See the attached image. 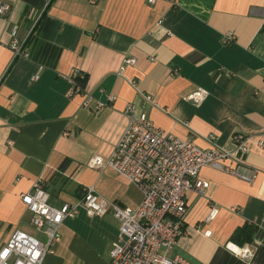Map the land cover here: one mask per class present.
<instances>
[{"label":"crops","instance_id":"1","mask_svg":"<svg viewBox=\"0 0 264 264\" xmlns=\"http://www.w3.org/2000/svg\"><path fill=\"white\" fill-rule=\"evenodd\" d=\"M2 4L11 11L0 17V249L16 230L45 238L21 200L39 181L56 208L78 202L87 187L121 207L141 205L143 193L124 175L89 167L93 157L113 154L132 104L157 128L202 149L231 151L235 134L248 137L241 171L254 181L203 168L209 187L204 196L187 193L185 233L169 256L190 264H264V0ZM40 13L27 57L14 60L13 29L24 40ZM230 33L235 39L225 43ZM126 58L135 64L124 68ZM78 71L93 97L89 107L73 93L70 77ZM198 88L209 93L199 106L186 100ZM97 102L106 104L98 113ZM246 225L252 238L241 245L233 239ZM60 231L43 264H111L119 237L111 213L90 218L81 211ZM230 242L247 245L253 258L229 252Z\"/></svg>","mask_w":264,"mask_h":264},{"label":"built area","instance_id":"2","mask_svg":"<svg viewBox=\"0 0 264 264\" xmlns=\"http://www.w3.org/2000/svg\"><path fill=\"white\" fill-rule=\"evenodd\" d=\"M154 1L149 0L150 3ZM10 11V5H0V17L6 18ZM42 16L43 13L34 16L24 40L17 38V30L13 29L11 49L14 60L27 57L29 42ZM234 39L230 33L225 43ZM135 62V58H126L124 68ZM177 74L174 71V75ZM38 79L39 76H34L32 81ZM85 80L86 75L79 71L70 77L73 93L84 95V106L89 107L93 97L85 92L82 84ZM208 96V91L198 88L186 100L199 106ZM144 98L146 102H152L151 96L145 95ZM105 107V103L97 102L95 111L98 113ZM126 113L128 126L113 154L109 158L93 157L89 167L98 170L112 168L124 175L143 193L141 205L136 209L124 208L103 198L94 187H87L78 202L65 203L56 208L50 204L49 193L39 181L31 192L22 195L21 200L33 214V227L45 234L47 242L16 230L0 249V264H43L46 256L53 253L52 246L61 241L60 227L65 221L75 219L81 211L90 218H102L111 213L119 222V237L111 252V264H190L182 256H169L185 233L187 193L194 191L205 195L209 183L200 178V172L205 167L253 182L255 174L248 176L241 171L244 156L249 152V139L243 134H235L232 138L234 149L231 151L216 146L202 149L157 128L146 112H139L135 105H128ZM209 140L213 142L216 137L211 135ZM258 146L264 149V141H260ZM215 213L216 208H212V215ZM237 246L241 251L236 256L244 260L253 258L251 249L247 247L244 251L245 247Z\"/></svg>","mask_w":264,"mask_h":264},{"label":"trees","instance_id":"3","mask_svg":"<svg viewBox=\"0 0 264 264\" xmlns=\"http://www.w3.org/2000/svg\"><path fill=\"white\" fill-rule=\"evenodd\" d=\"M252 231H253V229L251 228V226L246 225L244 228H242L236 232L233 240L236 241L237 243L243 245L246 242L251 241V238H252L251 232Z\"/></svg>","mask_w":264,"mask_h":264},{"label":"clouds","instance_id":"4","mask_svg":"<svg viewBox=\"0 0 264 264\" xmlns=\"http://www.w3.org/2000/svg\"><path fill=\"white\" fill-rule=\"evenodd\" d=\"M227 250L233 254L239 255L241 249L238 248L237 245L233 244V243H229L227 245ZM244 251H247V245L245 246Z\"/></svg>","mask_w":264,"mask_h":264},{"label":"rangeland","instance_id":"5","mask_svg":"<svg viewBox=\"0 0 264 264\" xmlns=\"http://www.w3.org/2000/svg\"><path fill=\"white\" fill-rule=\"evenodd\" d=\"M60 235H61V239H62V231H60ZM41 240H42L44 243L47 242L46 238H41ZM56 246H57V244L54 245V246L51 248V250H53V251L55 252V251H56ZM49 255H50V254H49Z\"/></svg>","mask_w":264,"mask_h":264}]
</instances>
